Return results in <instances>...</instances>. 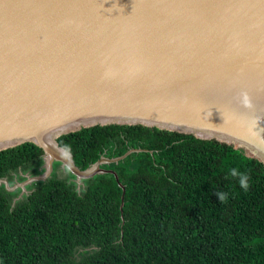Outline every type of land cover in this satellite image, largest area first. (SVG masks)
<instances>
[{"label":"water","instance_id":"water-1","mask_svg":"<svg viewBox=\"0 0 264 264\" xmlns=\"http://www.w3.org/2000/svg\"><path fill=\"white\" fill-rule=\"evenodd\" d=\"M108 124L214 139L264 167V0H0V151L32 143L79 186L131 149L79 170L56 138Z\"/></svg>","mask_w":264,"mask_h":264},{"label":"trees","instance_id":"trees-1","mask_svg":"<svg viewBox=\"0 0 264 264\" xmlns=\"http://www.w3.org/2000/svg\"><path fill=\"white\" fill-rule=\"evenodd\" d=\"M56 143L79 170L131 151L79 186L50 176L13 200L0 184V264H264V167L243 149L138 124ZM41 156L1 150L0 179Z\"/></svg>","mask_w":264,"mask_h":264},{"label":"rangeland","instance_id":"rangeland-1","mask_svg":"<svg viewBox=\"0 0 264 264\" xmlns=\"http://www.w3.org/2000/svg\"><path fill=\"white\" fill-rule=\"evenodd\" d=\"M46 167L47 158L45 155H42L38 162L24 166L20 170L10 173L7 178L4 177L3 179H0V184H2L8 191L13 192V200H15L21 198L24 194L28 193L33 187H35L39 181H42L36 179V177H41L46 173L48 177L52 176L75 183L79 182L76 181L75 176L66 169L64 165L56 160H52L48 171L46 170ZM32 177L34 178L30 179Z\"/></svg>","mask_w":264,"mask_h":264},{"label":"clouds","instance_id":"clouds-1","mask_svg":"<svg viewBox=\"0 0 264 264\" xmlns=\"http://www.w3.org/2000/svg\"><path fill=\"white\" fill-rule=\"evenodd\" d=\"M245 103H247V98H245ZM232 174L233 175H237V173L235 172V170L233 171ZM240 186L242 188H244L245 190H247L248 184H247L246 178H244V177L241 178V180H240ZM218 196H219V199L221 201H224L226 199V194L220 193V194H218Z\"/></svg>","mask_w":264,"mask_h":264},{"label":"bare ground","instance_id":"bare-ground-1","mask_svg":"<svg viewBox=\"0 0 264 264\" xmlns=\"http://www.w3.org/2000/svg\"><path fill=\"white\" fill-rule=\"evenodd\" d=\"M46 147H47V150H48L51 154H53V153H54V154H58V155H60V157L65 158L66 154L63 153V152H61V151H59V150H57L51 142H47Z\"/></svg>","mask_w":264,"mask_h":264}]
</instances>
